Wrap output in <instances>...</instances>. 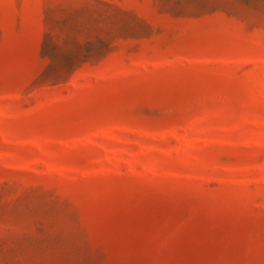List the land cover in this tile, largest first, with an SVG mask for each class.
<instances>
[{"label": "rangeland", "instance_id": "374dc122", "mask_svg": "<svg viewBox=\"0 0 264 264\" xmlns=\"http://www.w3.org/2000/svg\"><path fill=\"white\" fill-rule=\"evenodd\" d=\"M0 264H264V0H0Z\"/></svg>", "mask_w": 264, "mask_h": 264}]
</instances>
